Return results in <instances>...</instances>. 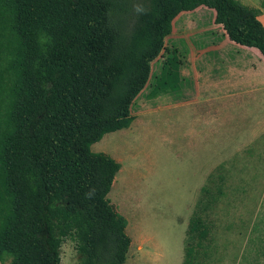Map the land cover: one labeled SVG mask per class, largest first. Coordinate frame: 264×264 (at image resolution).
Segmentation results:
<instances>
[{
  "label": "trees",
  "instance_id": "16d2710c",
  "mask_svg": "<svg viewBox=\"0 0 264 264\" xmlns=\"http://www.w3.org/2000/svg\"><path fill=\"white\" fill-rule=\"evenodd\" d=\"M201 7L223 34L199 48L226 37L264 59V0H0V264H61L65 239L78 264L125 263L127 221L107 198L121 165L90 147L130 126L144 89L185 100L188 48L165 40ZM201 192L180 264H206L216 195Z\"/></svg>",
  "mask_w": 264,
  "mask_h": 264
},
{
  "label": "rangeland",
  "instance_id": "374dc122",
  "mask_svg": "<svg viewBox=\"0 0 264 264\" xmlns=\"http://www.w3.org/2000/svg\"><path fill=\"white\" fill-rule=\"evenodd\" d=\"M222 34L211 10L180 13L165 47L187 45L181 73L192 85L185 100L144 89L133 101L130 126L90 147L120 163L107 198L142 231L143 254L124 264H180L203 187L216 198L202 260L264 264V81L259 94L244 89L242 70L250 61L226 37L199 48ZM76 257L74 241L63 240L60 263L78 264Z\"/></svg>",
  "mask_w": 264,
  "mask_h": 264
},
{
  "label": "crops",
  "instance_id": "0c3cea01",
  "mask_svg": "<svg viewBox=\"0 0 264 264\" xmlns=\"http://www.w3.org/2000/svg\"><path fill=\"white\" fill-rule=\"evenodd\" d=\"M260 1L261 0H242V3L245 5H250V6H254L257 8ZM261 12L262 13L258 17V19L264 26V10ZM230 43L232 42L230 41ZM237 46L239 47L241 53L244 54V59L250 61V62L244 63V67H243L244 69L242 70L244 77L247 78L245 79V81H243L244 89L252 92V94H259L262 89L261 88L262 82L264 81V72L261 71L264 68V59L262 58L260 53H258V51L254 48H247V47H243L239 45ZM225 91L223 93L219 91V93L217 94H220V95L226 94L227 91L229 90L225 89ZM126 234H128V236L131 239L130 247H129L126 258L130 259V261L133 262L132 261L133 258H137L138 256H141L143 254V250H142L143 244L141 240L142 231H139L135 226H133L132 223H130L127 220ZM177 264H179V262Z\"/></svg>",
  "mask_w": 264,
  "mask_h": 264
}]
</instances>
